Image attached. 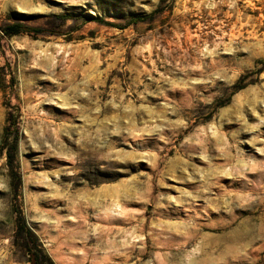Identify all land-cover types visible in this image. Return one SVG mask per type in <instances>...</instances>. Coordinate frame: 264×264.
Returning <instances> with one entry per match:
<instances>
[{"label":"rangeland","instance_id":"rangeland-1","mask_svg":"<svg viewBox=\"0 0 264 264\" xmlns=\"http://www.w3.org/2000/svg\"><path fill=\"white\" fill-rule=\"evenodd\" d=\"M263 122L264 0H0V264H264Z\"/></svg>","mask_w":264,"mask_h":264},{"label":"trees","instance_id":"trees-1","mask_svg":"<svg viewBox=\"0 0 264 264\" xmlns=\"http://www.w3.org/2000/svg\"><path fill=\"white\" fill-rule=\"evenodd\" d=\"M43 31V29L41 28H35V27H32V26H29L23 22H13V23H8L6 24L3 28H2V32L3 34H5L6 36H11L13 34H17V33H20V32H35V33H38V32H41ZM30 261V264H35V261L30 258L29 259Z\"/></svg>","mask_w":264,"mask_h":264},{"label":"bare ground","instance_id":"bare-ground-1","mask_svg":"<svg viewBox=\"0 0 264 264\" xmlns=\"http://www.w3.org/2000/svg\"><path fill=\"white\" fill-rule=\"evenodd\" d=\"M18 8H21V9H32L33 8V6H31V5H29V4H27V3H25V4H21ZM224 112V111H223ZM154 116V115H153ZM263 119V118H262ZM150 120H151V118H150ZM264 123V122H263ZM143 128V127H142ZM173 226V225H172Z\"/></svg>","mask_w":264,"mask_h":264}]
</instances>
